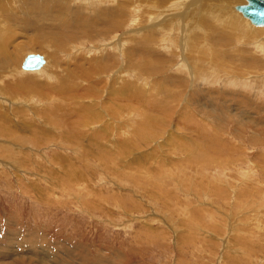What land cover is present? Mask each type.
I'll return each mask as SVG.
<instances>
[{
    "label": "rangeland",
    "instance_id": "1",
    "mask_svg": "<svg viewBox=\"0 0 264 264\" xmlns=\"http://www.w3.org/2000/svg\"><path fill=\"white\" fill-rule=\"evenodd\" d=\"M9 1L0 264H264V27L245 0ZM12 47L53 61L15 75Z\"/></svg>",
    "mask_w": 264,
    "mask_h": 264
},
{
    "label": "bare ground",
    "instance_id": "2",
    "mask_svg": "<svg viewBox=\"0 0 264 264\" xmlns=\"http://www.w3.org/2000/svg\"><path fill=\"white\" fill-rule=\"evenodd\" d=\"M1 1H3V0H1ZM6 1V0H5ZM9 1V0H8ZM61 1V0H60ZM185 1V0H184ZM1 3H3V2H1ZM8 3H10V1L8 2ZM179 7H183V2H179V3H176ZM2 5H5V4H2ZM7 5V4H6ZM5 5V6H6ZM174 4L172 3L171 4V6H173ZM65 7H67V6H64V8ZM70 6H69V3H68V8H69ZM120 7V6H119ZM1 8H3L2 6H1ZM117 8V7H116ZM184 8V7H183ZM67 9V8H66ZM72 10H73V8H72ZM70 11V10H69ZM123 11V10H122ZM236 12V11H235ZM235 12H232L233 13V15H235L234 13ZM5 13H7V12H5ZM14 13V12H13ZM12 13V14H13ZM16 14V13H15ZM14 14V15H15ZM208 14L210 15V16H212V17H216V16H218V13H214V12H211L210 10L208 11ZM238 14V13H237ZM8 16V15H7ZM108 16H110L111 18H109V20H110V22L108 23V24H110V23H112V22H114L115 21V23H116V21L117 20H120V18H121V20H122V17L120 16V13H118V12H115V13H112V14H109ZM244 16V15H243ZM14 17V16H13ZM244 17H246V16H244ZM8 18V17H7ZM11 18V17H10ZM247 18V17H246ZM1 19V18H0ZM230 19H232V18H230ZM248 19V18H247ZM9 20V19H8ZM108 20V21H109ZM243 20H245L244 18H243ZM249 20V19H248ZM8 22V21H7ZM68 22V21H67ZM11 23V22H10ZM60 23V22H59ZM74 23V22H73ZM39 24L40 23H37V29H40V27H39ZM61 24H62V22H61ZM253 24V23H252ZM46 25V24H45ZM53 25V24H52ZM63 25H64V22H63ZM120 25V24H119ZM254 25H257V24H254ZM48 26V25H47ZM59 26V25H58ZM261 26L262 25H257V28L259 29V28H261ZM46 27V26H45ZM45 27H44V29H45ZM53 27V26H52ZM243 27V29H244V25L242 26ZM109 28V27H108ZM113 29V28H117V27H115L113 24H111L110 25V29ZM198 29H199V27H197ZM195 29V30H198V29ZM12 29V28H11ZM41 29H42V27H41ZM48 29H49V26H48ZM48 29H46V30H48ZM52 29V28H51ZM71 30V29H70ZM245 30V29H244ZM262 30V29H261ZM37 31V30H36ZM35 31V32H36ZM40 31V30H39ZM42 31V30H41ZM55 31V30H54ZM62 31V30H61ZM263 31V30H262ZM43 32V31H42ZM45 32V31H44ZM43 32V33H44ZM49 32V31H48ZM57 32V31H56ZM11 33V32H10ZM39 33V32H38ZM43 33H41V34H43ZM54 33V32H53ZM256 33V32H255ZM36 34V33H35ZM48 34H51V33H48ZM71 34H73V33H71ZM38 35V34H37ZM40 35V34H39ZM45 35V34H44ZM44 35H42V36H44ZM55 35V34H54ZM70 35V34H69ZM69 35H68V37H69ZM41 36V37H42ZM49 36H51V35H49ZM56 36H57V34H56ZM88 36V35H87ZM94 36V35H93ZM40 37V36H39ZM40 37V38H41ZM47 37V36H46ZM52 37V36H51ZM115 37V36H114ZM35 38V37H34ZM44 38H45V36H44ZM48 38H50V37H48ZM77 38V37H76ZM96 38V37H95ZM113 38V37H112ZM56 39H58V38H56ZM163 39H164V37H163ZM36 40H37V38H36ZM45 40V39H44ZM60 40H62V39H60ZM116 40V39H115ZM164 40H167V39H164ZM35 41V40H34ZM41 42V41H40ZM39 42V43H40ZM115 42V41H114ZM4 43V42H3ZM6 43V42H5ZM41 44V43H40ZM64 46V45H63ZM13 48V47H12ZM15 48V47H14ZM13 48V49H14ZM9 48H7V50H8ZM11 49V48H10ZM12 49V50H13ZM18 50H19V47L18 48H15V51H13L11 54L10 53H8V52H4V54H3V56H2V58H1V66L2 67H7V62H9L10 60V69H8V71H11V72H13L15 75H20V72L17 70H14V69H12L13 67H17V69H19L20 71L22 70H24V71H33L34 70V72H40V71H36V70H39L41 67H45L46 66V64L47 63H49L50 62V60H52V59H50V60H48L47 58H46V56L44 57V56H42L43 57V61L37 66V67H33V68H24V67H22L21 66V63H20V61L22 62V60L23 59H21V55H17V52H18ZM100 50V49H99ZM262 51H264V48L263 49H261ZM260 50V51H261ZM4 51H6V50H4ZM240 53V52H239ZM50 55V54H49ZM55 57L56 58V53L54 54V55H52V57ZM50 57H51V55H50ZM24 58V57H23ZM17 61H19V62H17ZM53 61V60H52ZM16 62V63H15ZM19 63H20V65H19ZM61 65V64H60ZM20 66H21V69H20ZM98 66H101V65H98ZM223 66H225V64H223ZM47 68V67H46ZM6 69V68H5ZM21 71V72H22ZM43 72V71H42ZM42 72L40 73V75H42ZM197 73H199V72H197ZM197 75V74H196ZM202 77V76H201ZM34 77H32V80L34 81L35 79H33ZM247 79V78H246ZM256 80V79H255ZM34 82H36V81H34ZM94 83V82H93ZM47 84V83H46ZM115 84V83H114ZM63 87V86H62ZM96 87V86H95ZM139 87V86H138ZM57 89V88H56ZM97 89V88H96ZM64 90H66V89H64ZM63 90V91H64ZM136 90V89H135ZM134 90V91H135ZM138 90V89H137ZM141 92V91H140ZM143 92V91H142ZM148 92V91H147ZM137 93H139V92H137ZM71 94V93H70ZM113 94V93H112ZM116 94L117 93H115V96H116ZM119 94V93H118ZM141 94V93H140ZM79 95V94H78ZM111 96V95H110ZM80 97H82V96H80ZM143 97H145V96H143ZM110 98V97H109ZM141 98V97H140ZM78 99H80V98H78ZM142 99V98H141ZM110 101V100H109ZM89 107H91V106H89ZM118 107V106H117ZM88 110V109H87ZM89 110H90V108H89ZM88 110V111H89ZM141 110V109H140ZM123 111V110H122ZM22 112H23V110H22ZM35 112V111H34ZM46 112V111H45ZM86 112V111H85ZM36 113L39 115L40 114V112H38V111H36ZM92 113V112H91ZM120 113V112H119ZM35 114V113H34ZM4 115V114H3ZM6 115V114H5ZM99 115V114H98ZM119 115V114H118ZM2 116V115H1ZM94 117V116H93ZM96 117V116H95ZM94 117V118H95ZM109 118V117H108ZM8 119V118H7ZM47 119H49L50 120V118H47ZM46 119V120H47ZM99 119H100V117H99ZM82 121V120H81ZM80 121V122H81ZM89 122V121H88ZM87 122V123H88ZM91 122V121H90ZM102 122V121H101ZM5 123H8V120L6 121L5 120ZM45 124L47 125V123H46V121H45ZM134 124V123H133ZM92 125V124H91ZM113 125V124H112ZM115 125V124H114ZM151 125V124H150ZM89 126V125H88ZM117 127H118V125H116ZM89 127H91V126H89ZM94 127V126H93ZM111 127V126H110ZM125 127V126H124ZM83 128V127H82ZM101 127H99V129H97L96 130V132H99V135L101 134V133H103V131H104V133L105 132H107V129L105 128V126H103V128L102 129H100ZM90 129V128H89ZM95 129V128H94ZM112 129V128H111ZM121 129V128H120ZM49 130H52V129H49ZM48 130V131H49ZM119 130V129H118ZM91 133V132H90ZM108 133V132H107ZM106 133V134H107ZM83 134H88L87 132L86 133H83ZM124 134V133H123ZM126 134V133H125ZM93 135H95V133L93 134ZM117 135V134H116ZM42 136V135H41ZM107 136H109V135H107ZM125 136V135H124ZM126 138V137H125ZM90 139V138H89ZM97 139H98V137H97ZM96 139V140H97ZM105 139V138H104ZM78 140H79V138H78ZM94 140V139H93ZM88 142V141H87ZM122 142V141H121ZM96 143V142H95ZM102 143V142H101ZM105 143V142H104ZM119 143V142H118ZM115 144H116V142H115ZM98 146L100 145V144H97ZM119 145V144H118ZM87 146V145H86ZM111 146V145H110ZM105 147V146H104ZM121 147V146H120ZM93 148V147H92ZM99 150V149H98ZM108 152V151H107ZM110 153V152H109ZM110 156V155H109ZM133 162V161H132ZM128 163H131V162H128ZM135 163V162H134ZM132 164V163H131ZM139 166V165H138Z\"/></svg>",
    "mask_w": 264,
    "mask_h": 264
},
{
    "label": "water",
    "instance_id": "3",
    "mask_svg": "<svg viewBox=\"0 0 264 264\" xmlns=\"http://www.w3.org/2000/svg\"><path fill=\"white\" fill-rule=\"evenodd\" d=\"M235 8L239 10L253 24L262 25L264 27V0H245L238 3ZM43 61V57L39 53H27L21 66L24 68L37 67Z\"/></svg>",
    "mask_w": 264,
    "mask_h": 264
},
{
    "label": "crops",
    "instance_id": "4",
    "mask_svg": "<svg viewBox=\"0 0 264 264\" xmlns=\"http://www.w3.org/2000/svg\"><path fill=\"white\" fill-rule=\"evenodd\" d=\"M258 45V44H257ZM262 48H264V45L262 46ZM260 50H261V48H260ZM262 51V50H261ZM264 52V51H263Z\"/></svg>",
    "mask_w": 264,
    "mask_h": 264
}]
</instances>
